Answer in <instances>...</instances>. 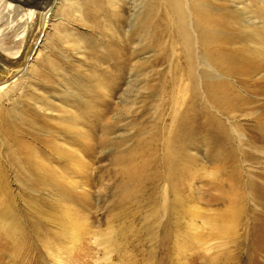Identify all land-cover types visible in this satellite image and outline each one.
Segmentation results:
<instances>
[{
	"label": "rangeland",
	"instance_id": "rangeland-1",
	"mask_svg": "<svg viewBox=\"0 0 264 264\" xmlns=\"http://www.w3.org/2000/svg\"><path fill=\"white\" fill-rule=\"evenodd\" d=\"M132 1L58 0L11 72L0 264H264V0Z\"/></svg>",
	"mask_w": 264,
	"mask_h": 264
},
{
	"label": "bare ground",
	"instance_id": "bare-ground-1",
	"mask_svg": "<svg viewBox=\"0 0 264 264\" xmlns=\"http://www.w3.org/2000/svg\"><path fill=\"white\" fill-rule=\"evenodd\" d=\"M90 1H101L103 4L106 2V0ZM134 1L136 2V0L132 2ZM57 2L58 0H0V104L3 99H11L8 95L9 93L21 92L23 82H18V79L13 80L11 72L15 68H18L23 74H26L27 70H29L30 67H28V64L33 55V51L38 44L40 34L44 32L46 26L50 24V14L56 4H58ZM74 4L75 7L78 8V4L73 3V5ZM185 4L190 28L193 36H195L196 33L193 28L194 15L189 0H186ZM135 9V14H138L139 5H137ZM116 13L115 19H119V13ZM180 14L182 15V12ZM196 24L197 22L195 21V25ZM196 28L198 29L199 27L197 26ZM113 44L114 46L116 45L114 50L105 47L106 54L113 66L122 69L126 67L125 59L121 56L123 55L122 52H124L123 46L118 42H116V44L114 42ZM131 45L136 48L135 43H131ZM19 58H21L20 61L18 60ZM15 63L18 65L15 66ZM101 71L104 75H110L108 74V69L104 68ZM199 238L200 236L195 239L200 241ZM100 242L102 244H104V242L106 243L105 240Z\"/></svg>",
	"mask_w": 264,
	"mask_h": 264
}]
</instances>
